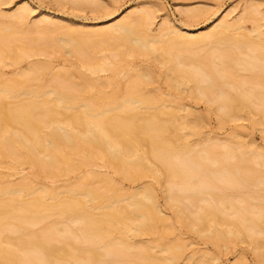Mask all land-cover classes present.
I'll use <instances>...</instances> for the list:
<instances>
[{
	"label": "bare ground",
	"instance_id": "obj_1",
	"mask_svg": "<svg viewBox=\"0 0 264 264\" xmlns=\"http://www.w3.org/2000/svg\"><path fill=\"white\" fill-rule=\"evenodd\" d=\"M251 11L260 12L261 10L259 5L255 4L252 9H245L242 12L244 15L241 14L239 18L229 19L227 15L228 17L221 18L208 30L198 33H191L187 30L181 32L179 28H166L160 34L153 36L148 33L151 10L146 8H140L135 13L132 12L134 14L131 13L106 27L103 26L104 28L92 27V29L83 30L67 27L64 32L62 31V35L58 33L60 35L58 39H56V34L51 33L52 37L55 35L51 37L52 42L59 40L58 44L56 43L57 46L68 48L69 54H71L70 51L71 55L76 51H80L81 54L84 52L93 54L94 62L91 57L84 61L86 58L83 54L81 57L84 58L81 59L83 64L94 74L102 70L110 71L108 85L112 86V90L105 92L103 82L96 84L97 82L94 83L93 79L90 80L86 77L87 75L77 71L81 80L79 82L81 84L83 82L86 88L95 89V95L91 96L92 98L89 97L91 100H88L87 96L78 98L77 95L66 92L67 90L63 91V88L62 90L58 88L56 83L50 89L52 97L42 96V98L40 96L45 92L41 89L44 84L42 75L44 70L50 66L45 61L32 62L27 69L20 72V79L11 78L8 84L4 83L0 87V156L8 149L10 151L16 148L14 151H18L21 162L40 171L42 167V170H47L48 174L54 173L53 168L64 172L84 167L92 180L102 182L104 187L112 192L107 194V192L99 191L96 187L90 188V186L89 188L67 187L64 191L70 193L71 196L68 194L64 197L59 196L60 191L52 188L53 186H34L31 183L27 184L28 180L25 181L27 183L21 181V184L14 188L2 189L0 187L1 196L3 192L10 193L9 197L6 196L7 198L0 197V264H169L179 257L182 248L180 243L164 244L161 237L153 239L150 243L131 241V238L139 236L142 232L155 230L157 223H163L166 217L160 211L149 185L125 194L117 192L118 187L111 184V179L107 175L93 169L97 165L98 158L102 159L106 166H111L130 178H137L146 173L155 178L161 177L165 190L168 192L174 190L172 187L177 185L183 187L182 189L185 188L188 191L187 198L193 202L197 201L196 203L200 202V205L196 214L189 217L185 209L183 211L174 201L176 200L174 195L171 194L172 198H170L168 194L169 200L176 203L173 209L180 216L181 221L196 230L205 232L204 234L212 237L215 242L221 239L228 241L233 238L235 240L249 238L256 251L261 252L260 248H262L264 239L261 240L259 234L264 233V209L262 212V207H260L258 215H247L242 208H236L232 204L233 193L226 192V187H223L224 184L228 186L227 188L243 184L242 178H238L240 170H249V174L253 171L251 169L253 167L250 168V163L247 162L248 157H246L247 160L244 158L248 145L243 143L244 141L236 142L237 146H234V149L239 151L240 156L233 151L231 147L233 145L230 146L229 142L223 145L224 149L220 148L218 151L216 148H210L206 152L202 150L203 152L195 153L193 146L183 139L179 129L184 128L188 133L197 135L199 134L197 125L194 124L189 112L179 113L182 107L178 102L166 101L158 98L157 95H147L142 83L146 85L144 82H148L152 76L149 70L135 73V78L124 88L119 86L117 78L121 73H126L128 69L127 56L144 55L149 60L154 58L160 63L167 82L169 86H173V89L187 86L193 98L197 96L196 93H200L198 90L202 82L204 85V88L201 85L202 90L207 92L216 90V98H213L216 105L213 104L216 106L215 110L218 111L216 113L223 121L240 116L241 111L245 109L247 113H251L252 122L262 126L264 125V56L263 54L262 57L255 56L254 53L248 51L253 52L264 46V32L257 22L251 31L255 37H258V40H253L251 34L241 32L243 27L240 24L241 20L243 23L247 16V18H252ZM26 14L23 7H17L6 14L0 11V17L8 19L0 25L1 64H6L8 58H12L14 62L19 61L21 57L23 58L34 50L32 49L34 47H28L31 45L25 44L27 41L17 43L20 39L10 38L17 34L15 32L20 24H28ZM51 18L41 16L32 24L30 22L26 28L29 34L25 36L38 41L39 37L35 35L38 29L41 35V32L43 35H48L47 31L53 30V27L60 24ZM33 32L35 33L32 34ZM10 39L16 40L17 43V46L13 47L14 57L9 56L8 49L4 48L10 46L12 41ZM20 43L22 44L19 45ZM214 43L225 44L226 48H202L204 53L201 55L198 53L201 46H210ZM104 44L107 45L105 48L109 50V54L106 53L107 55L96 58L98 55L94 56V52L98 46ZM10 51H12L11 48ZM78 54L79 52H77L79 58ZM244 57L259 60L260 68H255V71L251 70V67L248 68L251 60L247 61ZM217 58L219 60L215 61ZM259 61L256 64L252 60L251 65L255 63L258 66ZM238 65H242L241 69L248 71L246 79L240 78ZM57 74L58 72L52 78L54 76L58 78L61 73ZM62 78L64 81L68 77ZM221 78L223 81H220ZM34 79L42 80L36 86L37 88L35 87L36 89H23L24 86H29V82ZM226 86H232L234 91ZM64 87L67 88L66 85ZM21 92L30 93L33 97L12 103L4 101L7 97L17 98ZM5 148L8 149L3 152ZM251 150L257 153L256 156L254 154V159H251L255 160L258 157L259 162L261 161L264 165V147H254ZM243 152L244 155H242ZM234 154L237 156V160H234L236 163L226 164L225 161L232 159ZM209 155L214 159L217 157V160L221 162L220 169L224 172L222 171L223 174H221L220 169L217 172L220 173L221 180L223 178L226 182L223 185L221 183L222 186L216 185L218 183L214 182L216 176L214 178L212 172L205 167ZM9 163L14 167L13 162ZM211 163L214 164L213 161ZM258 173L253 177L255 181L251 182V185H256V188L264 184V172L263 174ZM90 177L85 180L87 181ZM219 180L218 178L217 181ZM246 180H248L247 177ZM79 183L85 186L88 182ZM198 186L201 187V191L203 186L208 190H204V193L200 192ZM177 191L180 190L177 189ZM34 192L35 195L32 194ZM252 192L242 193L243 197L240 194L235 195H240L242 199L240 197L239 199L242 201L247 198L251 200L250 198L255 197ZM27 193L33 196L20 197ZM262 198H264V191ZM49 199L55 201L49 202ZM239 199L237 200L240 201ZM201 201L207 202L202 204ZM214 201L219 203L217 205H222L223 209H216ZM95 208L99 211H92ZM230 210L233 215L235 214L234 216L228 214L231 213ZM55 214L77 222L76 227L72 225L75 231L71 229L72 226L65 224L59 227L61 224L57 225L58 219L52 222L46 221L47 217ZM228 215L232 217L229 218ZM43 220L46 221V225H42L39 230L34 229V226ZM71 224L72 222L69 225ZM69 236H72V240L76 237L75 241L81 239V242L75 243L74 240L69 239ZM57 242H61V245ZM151 247L165 250L166 255L161 258L156 257L151 252ZM107 254H113L114 260L106 259ZM197 264L213 263L204 260Z\"/></svg>",
	"mask_w": 264,
	"mask_h": 264
},
{
	"label": "rangeland",
	"instance_id": "obj_2",
	"mask_svg": "<svg viewBox=\"0 0 264 264\" xmlns=\"http://www.w3.org/2000/svg\"><path fill=\"white\" fill-rule=\"evenodd\" d=\"M88 1L81 0L79 2H74L73 0H66V1L65 0H2V2L0 3V11L2 13H5V14L10 13L12 12V10L14 11L15 8L17 7H23L25 9V12H27L26 14L27 22L26 23L28 24L30 22L32 24L34 20L36 21L41 16L42 17L47 16L50 18L52 17L51 19H53L54 22H59L60 24L56 25L57 28L53 27V30L51 29L52 31L51 30L47 31L49 33L46 32V34L48 35L50 34L49 36L45 34L44 36L43 32H41L42 33L41 35L39 29L37 32L35 31L36 33L33 32L32 34L35 33V35L39 37V38L36 37L39 39L38 41L34 39L33 40L29 39L28 35H27L28 38L25 36L26 34H29V32L27 31L28 29H26L28 28L27 26H29L28 24L27 25L20 24V26L22 25L21 30L19 26L18 29H16L17 32H15L17 34L13 35V37H10V38L20 39L19 41H17V43H19L20 41L22 43H25L26 41L29 42L31 40L32 41L31 43L29 42L27 44L26 42L25 44L27 46L31 45L28 47H34L32 48L34 50L32 51V53L27 54L28 56L26 54H25L26 56L23 55L24 57L23 58L21 57L19 61L14 62L12 58L10 59L6 58L7 59L6 64L0 63V87L4 85V83L8 84L11 78L20 79L21 78L20 72L27 69L29 64H31L32 62H37V61L44 62L45 61V62H48L50 68L45 69L44 70L45 72H43L42 77L44 76L45 78L43 77L44 84L41 87V89L42 91H45V92H44V95L42 94L40 97L47 96L46 98L48 97L51 98L52 94H50V89L52 88V86L54 87L56 83L58 88H60L61 90L63 88V91L67 90L66 92H69V93L71 92V94L75 96L77 95L78 98H81L82 96H87L88 100L92 98L95 95V89L86 88L83 82L81 84L80 83L81 80H80V77L77 71L80 72L81 74L87 75L86 77H88V79L89 78L90 80L93 79L94 83L97 82L96 84H99L98 82L102 84L103 82L104 83L102 84L104 88L103 90L105 92H110L112 90V86L108 85V79L110 78L111 72L108 70H102V71H99L98 73L96 72L95 74L94 72L92 73L90 69L86 65L83 64V61L81 59H84V58H81V57H83V54H85V58H86L84 59L85 61V60H89L90 59L89 57L92 58L93 54L89 52H88L89 54L85 52L81 54L80 51H76V52L74 51L75 53L73 52L74 54L71 55L72 54L71 51H70L71 54L67 52L69 51L68 48L64 47L66 48L64 49L61 45L57 46L58 44L57 42H59V40H56V42L54 40V42H52L53 41L52 38L55 35L52 37L51 33L56 34L57 35L56 39H58L60 37L59 34L62 35V31L64 32L67 29V27L69 28L76 27L77 29H83V30L85 29L87 30V28L89 30V29H92V27L93 28L95 27L104 28L106 27V25L108 26V24L110 25L111 23L117 20L127 17V15L129 16V14H131L132 12L135 13V11L139 10L140 8H146L148 10H151V19H150V25L148 28V33L154 36V35L160 34L166 28H179L181 32H184L187 30L191 33H198L201 31H206L209 28H211V26L214 23H216L218 20H220L221 18H224L227 15L229 16V17L227 16L229 19L239 18L240 15L243 14L242 12H244L245 9L250 10L255 4H257L259 5V8L261 11L260 12L251 11L252 13H250V16H252V18H247L248 17L247 16L243 23H241L242 22L241 20L240 24L243 27V28L241 27L242 28L241 32L251 34L252 36L251 38L253 40H258V37H255L254 33L251 31L254 28L253 25L255 26L257 22L259 23L260 29L264 32V0H94V2H92V0H88ZM6 20L8 21V19L6 18L4 19L3 17L2 18L0 17V25L2 24V22L4 23L7 22ZM40 37H43V38L41 39ZM47 38L49 42H47L48 41ZM13 39H10V40H12L14 43H12L11 41L9 47H4L8 49L9 52L7 51V53L11 57L15 56L13 47L17 46L16 40H13ZM22 43H20L19 45H21ZM105 47H107L106 44L98 46L97 50L96 51L94 50L95 51L94 56L98 55L96 57L98 58L99 56L103 57L109 54V50L106 49ZM224 47L226 48L225 44H222V43L215 44L214 43V44H211L210 46H204V47L201 46V48L198 50V53L200 55L204 53V50H202V48H207V49L208 48L210 49L211 48L212 49L213 48L214 49L223 48L224 49ZM10 48L12 49V51H10ZM77 52H79L78 54L79 58L77 56ZM248 52L249 53L251 52L252 54L254 53L255 56H261L262 54H263L262 56H264V46L260 47L257 50H254L253 52L250 50ZM127 57L129 59L127 60V62L129 61L127 65L128 69H126V73L124 74L121 73L120 76L117 77L119 81L118 82L119 86L121 85L120 87L123 86L122 88H124L129 82H131L135 78L134 77L135 73L137 74V72L138 73L148 72L147 70H149L151 72L150 75L152 76H150L148 82L146 81L144 82L146 83V85L142 83L145 89L144 91L148 93L147 95L149 96L157 95L158 98H162L163 100L171 101V102H174V101L178 102L179 106L182 107V110L180 109L179 113L184 114L185 112H189L194 124L197 125V129L199 131V134L197 135H192L188 133V131L184 128L179 129V132L182 134L183 139L189 142L193 146L194 148L193 150L196 151L195 153L201 152L202 150L206 152V150L210 148L211 149L216 148V150L218 151L220 148L224 149V146L226 145V143L229 142L230 146L231 144L233 145L231 146L233 151L237 152L236 153L237 156H240L239 151L238 150L236 151V149H234L237 146L235 144H237L238 141L239 142L244 141L243 143H246L248 145L247 148L245 149L246 150L245 157L244 156L243 157L245 159L246 157H248L247 158L248 160L247 159L246 160L248 163H250L249 165L250 168L251 166L253 167L251 168L253 169V171H250V174H249V170L242 169L240 170L241 173L236 171L238 172V176H239L238 178L239 179L242 178V182L244 181L243 184L241 183V185L239 184L234 187L230 186V188H227L228 186L224 184L226 183L224 182L225 180H223V178L221 180L220 178L221 177L220 173L223 174L224 171L223 170H222L223 172L221 171L220 169L221 162L219 159L217 160V157L216 159H214L212 158L211 155H209V158L207 159L208 162H205L206 165L205 163H202V164H204L205 167L212 172L214 178L216 176V180L214 179L215 180L214 182L216 183L218 182L216 184L217 186L218 185L222 186L224 184L223 187L224 186L226 187L225 189L226 192L233 193V195L232 194L230 195H232L231 196L232 204L236 206V208L238 207L240 209L242 208L244 212L250 216L258 215L260 213V210H258L260 207H262L261 209L263 212L264 198H262V194L264 191V184L262 183L259 187L256 188V185H251V182L255 181V178L253 177H255L257 172H259L258 174H263L264 165L262 164L261 161H260L261 163L259 162V159H257L258 157L256 158L258 162L256 161V159L253 160L254 159L253 156L255 153L253 150H251V148H254V147L263 148L264 147V125L261 126L260 124L253 123L251 113H247L245 109L241 111L240 116L233 118V119H229V120L227 119L223 121L217 114L218 111L215 110L216 104L214 102L215 99L213 98L215 97V94H217L216 90H214L216 93L214 91L207 92L205 90H202V87L204 88V85L202 84L203 83L202 82L200 83L202 85V87L200 85L201 90L197 89L198 91H200V93L195 92L197 96L193 98V96L189 94L190 92L187 86L182 87L181 89L175 88V87H174L175 89H173L172 88L173 86H169V83L167 82L168 80L163 71V68H161L160 63L156 62L154 58H152V60L154 59L153 61L151 59L150 61L148 57L146 58V56L144 55L143 56L142 55L141 56L129 55ZM76 58H78L79 60ZM244 59L247 61L251 60V62L253 60L255 63L259 61V60L256 61L255 58L248 59L247 57L246 58L244 57ZM217 60L219 59L218 58L215 59V61ZM94 61L95 59H93V62ZM251 62H249L250 64L248 65L249 67L247 66L248 68L251 67L250 69L251 70L254 69L253 71H255V68H258V69L260 68V65H261L260 61L258 64L259 67L255 65V63H253V66H252ZM82 65H84L86 68ZM241 66L242 65H238L237 67H238V74L240 78L243 80L248 77V71L244 70L243 68L241 69ZM56 72H58L57 75L61 73L63 76H61L60 74L59 75L60 79L59 77L56 78L57 76L56 77L54 76L52 78V76L55 75ZM62 77H64L65 79L68 77L66 80H64L66 82L62 80L63 79ZM220 81H223V79L221 78ZM40 82H42V80H39V79L31 80L29 82L30 85L29 86L27 85L26 87L24 86L23 89H33V88L36 89L37 88L36 86H38ZM64 85H66L69 90L65 88ZM85 88L86 90H83ZM226 88L230 89L231 91H234L232 86L231 87L226 86ZM30 96L33 97L30 93L21 92L17 96V98L7 97L5 98L4 101H6L7 103L9 102L12 103L16 100H20V99L25 100L24 98H27V99L31 98ZM37 99H39V97ZM7 149L8 148L3 149V152ZM15 149L16 148L10 151L8 149L7 150L8 152L7 151L4 152L5 156H4V153L1 154L0 156V187L2 189L17 187L19 186L18 184H21V181L25 182L26 180H28L29 183L27 182L25 183L27 184L31 183L34 186L35 185L36 186L46 185L49 187L53 186L52 188H55L56 190L60 191L59 196H64V197L68 196V194L70 195V193H67L64 191V188H67V187L76 188L80 186L81 188L82 187L89 188L90 186V188L96 187V189H99V191L107 192V194H110L112 192L111 190L106 189V187H104L105 185L102 182L98 180H94V179L92 180V177H90V175L89 176L87 175L88 174L87 170L84 167L82 168L80 167L79 169H76L73 171H64V172L58 171V169L53 168L55 171H52V172L54 173H50L48 170L50 174L46 173L47 170L46 171L42 170V167H41V171H42L41 173V171L38 170L37 168L36 169L38 171L35 168L30 167L28 164L23 163V161L21 162V159H19V154L17 153L18 151L17 150L14 151ZM66 150H73V149H66ZM216 150H214V152H216ZM221 152L222 151H220V153ZM70 153H73V151H70ZM216 153L219 154V152H216ZM242 155H244V152ZM234 156H233L234 158L232 157V159L229 158L228 161H225L227 162L226 164H232V163L235 164L236 161L234 160L235 159L237 160V156L235 154ZM73 157H76V156H73ZM211 160L214 162V164L212 163L210 164V162H212ZM10 161H11V164L13 162L14 167L10 165L9 163ZM102 161H103L102 159L98 158L96 160L97 165H95L93 169L95 171L103 173L104 175H107L108 178L111 179V180L109 179L111 181V184H114L116 187H118L117 192H119L120 194H125L137 188L140 189V187L142 186L149 185L152 188V191L155 195V201L159 209H161L160 211L166 217V221L160 224H158L159 222L157 223V228H155V230L149 231V232L145 231V232L140 233L139 236L135 238H131L132 242L150 243L152 242L153 239L161 237L164 244L180 243L182 245V248L180 250L179 257L169 264H197L198 262H202L204 260L205 261L208 260V262H212L213 264L214 263L217 264V262L218 264H264V249H262L264 247V240H263L264 233L259 234V237L261 238V240H263L262 241L263 243L261 242L262 248H260L261 250L259 249L261 252L256 251V249L254 248V245L252 244V242H250L249 238L242 239V240H238V239L235 240V238H233L231 240L229 239L228 241L227 240L224 241L221 239V240H216L215 242V240L212 237L204 234L205 232L201 230L199 231L198 229L196 230L192 226L190 227L189 225H187L184 221H181L180 216L173 209V205L174 204L176 205V203H178V206L180 205L183 211L185 209L186 211L185 213L186 214L188 213L187 215L189 217L194 216L196 214V210L199 209L198 207L200 205V202L196 203L197 201H194L195 202L194 203L193 200H191L190 198H187L188 191H186L185 188L182 189L183 187H180L179 185L175 187L173 186L172 189L174 188V190L169 191L170 192L169 193L168 190H165L166 188L164 186V181L161 177L155 178L151 176L149 173H146L137 178H130L128 177V175L123 174V172L121 171L119 172L111 166H106ZM18 162L19 164H17ZM209 164L210 166L207 167V165ZM217 170H219L220 173H218ZM254 170H256L257 172L255 173ZM242 171H244V173ZM216 172L220 176L216 174ZM51 174H54V175H51ZM242 175H244L245 177ZM87 177H90V178H88V180L86 181L85 179H87ZM246 177L248 180L250 179L249 180L250 182L246 180ZM218 178L220 179L219 181H217ZM81 180L83 181V183H86V182L88 183L84 186L79 183V182H82ZM198 187L196 188V190L198 191L199 189L200 192H203V193H204V190L206 191L208 190L205 186L202 187V191H201V187L200 186ZM177 189L180 191L178 192ZM184 190L186 191V194H184L185 193ZM247 191L248 193L250 191L251 192L253 191L254 193L253 192L252 193L254 195L253 194L251 195L255 197H253V199L250 198L251 200L247 198V200L249 201L245 199L243 201L240 200L242 199L240 195H242V193H247ZM175 192L177 193L175 194ZM4 193L5 192H3V195L2 196L0 195V197L7 198L6 196L10 195L9 192H8L9 194L7 193L4 194ZM32 194L35 195V192ZM32 194L27 193V195L24 194V196L22 195L20 197H23V198H26L28 196L31 197L30 195ZM171 194L174 195L173 197H175V199L177 200V201L174 200L176 203L173 202V200H169V197L172 198ZM235 194H240V195L238 196ZM12 195L16 196L17 194L16 195L12 194ZM180 195L182 196V198H178L180 197ZM237 199H239L240 201H238ZM179 200H180V203H179ZM48 201L54 202L55 200L49 199ZM205 202L207 201H203L202 204ZM217 203L218 202L214 201V204L216 206L215 208L222 210L223 209L222 205H217ZM251 206H254V207L251 208ZM92 211L98 212L99 209L95 208V209H92ZM191 211L193 212V214ZM232 213L233 212L231 211V213H228V214H231L232 216H234L235 214L233 215ZM230 216L228 215L229 218ZM60 217L62 216L58 217L55 214V215L47 217L46 218L47 220L46 219L45 220L47 222H52L55 219H58L57 225L61 224L59 225V227H62L63 226L62 224H65L66 226H70V227L72 225L76 227L75 224L78 225L77 222H74L71 219L69 220L66 217H62V218ZM46 221L43 220L40 222V224L39 223L36 224V226H34L35 227L34 229L39 230L42 225H46L45 224ZM71 222L72 224L69 225ZM73 226L71 227V229H73V232H74L75 228ZM18 233H15V234H18ZM75 238L73 239L74 240L73 241L72 236H69V239L72 240L73 242L75 243L81 242V239L78 238L79 240L75 241ZM58 243H60L59 245H61V242H57V244ZM100 249L102 250V248H99V250ZM150 250L156 257L161 258L166 255L165 250H158L157 247H151ZM111 255L107 254L106 259L111 260V261L114 260L113 258L115 256L114 255L111 256ZM214 258L217 261H215ZM199 259L200 260L202 259V261H200ZM196 261L198 262L196 263ZM159 264H168V263H159Z\"/></svg>",
	"mask_w": 264,
	"mask_h": 264
}]
</instances>
